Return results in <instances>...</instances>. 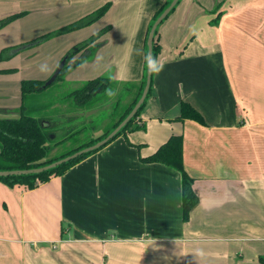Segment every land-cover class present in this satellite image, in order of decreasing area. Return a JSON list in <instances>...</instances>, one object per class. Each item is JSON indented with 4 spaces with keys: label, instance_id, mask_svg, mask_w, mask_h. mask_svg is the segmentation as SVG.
I'll use <instances>...</instances> for the list:
<instances>
[{
    "label": "crops",
    "instance_id": "0c3cea01",
    "mask_svg": "<svg viewBox=\"0 0 264 264\" xmlns=\"http://www.w3.org/2000/svg\"><path fill=\"white\" fill-rule=\"evenodd\" d=\"M165 1L0 0V20L25 13L0 29V52L24 45L0 61L15 69L0 73V117L20 115L23 79L47 80L106 26L58 85L98 76L139 84L148 26ZM107 2L91 25L28 45ZM158 37L162 70L140 128L34 189L0 181V264H264V0H181ZM182 100L206 123L176 119ZM173 134L184 137L198 196L188 220L181 173L141 160Z\"/></svg>",
    "mask_w": 264,
    "mask_h": 264
},
{
    "label": "trees",
    "instance_id": "16d2710c",
    "mask_svg": "<svg viewBox=\"0 0 264 264\" xmlns=\"http://www.w3.org/2000/svg\"><path fill=\"white\" fill-rule=\"evenodd\" d=\"M180 1L178 2V4L180 3ZM171 2L172 0H166L156 10L148 26L145 39L146 64L143 79L139 84H123L125 86L124 92L120 96H118L117 100L114 102L112 107V111L110 114V125L105 130V132H103L102 135H100L99 137L83 142L81 146L73 147L67 151H64L62 154H60V156L50 157L48 155L49 150L51 149L49 141L53 139L52 134L55 135L57 131L56 125L60 121V113L57 111L58 114H55L56 112L53 111L54 109L59 108L54 104V102L52 101L53 98L51 94L47 93V90L62 79V74L66 69L79 63L88 51H90L91 53L95 49H97L99 44L93 45V47L91 48L90 45H92V43L96 41L99 37L103 36L111 28V26H106L99 32L93 34L87 40L76 44L72 48V50L68 52L69 57L62 73L60 74L58 79L50 86L43 88V85L45 84L46 80L23 79L21 81L22 105L20 108V115L18 117H0V171L23 170L45 166L47 164L60 160L68 155H71L82 148L97 143L98 141L105 138L111 131H113L119 125V123L122 122L126 118V116L132 111V109L137 104L139 98L142 95L147 77L148 36L153 23L170 5ZM110 5L111 3L107 2L100 8L81 17L80 19L74 22H71L61 28L38 36L32 42H29L28 45H38L58 35L65 34L91 25L92 23L100 19L108 11ZM174 9L169 13V15L174 11ZM24 14V12H20L10 15L4 19H1L0 29L9 24L11 21L23 16ZM219 17L220 13L214 20H212V22H216ZM158 32L159 27L155 32V38L153 42V59L156 62L158 61V56L162 50V46L158 37ZM22 46L24 45L22 44L3 48L0 52V61L12 57L15 53L18 52V49ZM80 52L83 53L77 59L71 61L72 58ZM13 71H15V69H3L0 70V73ZM154 72L155 71L153 70L150 89L145 101L140 106L139 110L134 115V117L128 122V124L124 128H122L120 133L116 137L111 139L107 144L112 142L118 136L126 133V131L136 130L141 127V125L137 123V119L146 104L147 98L152 94ZM117 84L118 82L108 76H98L96 78L86 81L82 86L69 91L66 94L65 98L71 100L73 105L79 107V109L91 107L93 104L96 103L99 97L108 94L111 88ZM127 95H130L131 98L128 102H124L123 97ZM176 119H193L202 124L206 123L204 116L201 114V112L185 100H182L180 102V114ZM83 129L84 128H80L73 131L68 130L66 132H59V139L56 141V143L61 144L67 141L68 139L75 137L76 135L80 134ZM107 144L96 150L84 153L69 161L63 162L57 165L56 167H53L48 170L35 173L11 174L3 176L0 175V181L6 183L9 186H14L18 184L25 186L27 189H34L39 186L40 183L48 181L53 176L62 175L68 169L78 164L80 161H82L89 155L99 151ZM183 144L184 137L181 134H173L169 137L166 142L161 144L157 150H155L152 154L148 156L141 157V160L146 163H162L178 170L181 173L183 217L184 220H188L191 209L198 202V196L193 191L192 178L186 172L184 167Z\"/></svg>",
    "mask_w": 264,
    "mask_h": 264
},
{
    "label": "rangeland",
    "instance_id": "374dc122",
    "mask_svg": "<svg viewBox=\"0 0 264 264\" xmlns=\"http://www.w3.org/2000/svg\"><path fill=\"white\" fill-rule=\"evenodd\" d=\"M72 37L75 38L74 36ZM55 47L59 48V45L53 46V49H57ZM91 47H93V45H90V48ZM71 50L72 48L69 51ZM79 54L80 53H77L76 56ZM90 55L92 54H90L89 52L85 54L86 57ZM83 84H77L76 86H74L73 84H65L60 87L58 83H56L47 90V93L51 94L52 98L54 99L53 100L51 98L52 101L59 108L54 109L53 111L56 112L55 114H58L57 111L60 113V121L56 125L57 131L55 135L52 134L53 139L49 141L51 149L49 150L48 155L50 157L60 156V154H62L64 151H67L73 147L81 146L83 142H86L90 139H95L102 135V133L105 132V130L110 125V114L112 111L113 104L117 100L118 96H120L125 89V86L123 84L118 83L117 85L111 88L108 94L99 97L96 103L93 104L91 107L79 109V107L73 105L71 100L66 99L65 96L69 91L78 88ZM130 98L131 96L127 95L123 97V101L128 102ZM17 114L18 113H16V115ZM80 128H84L80 134L76 135L71 139H68L67 141L61 144L56 143V141L59 139V132H66L68 130L73 131Z\"/></svg>",
    "mask_w": 264,
    "mask_h": 264
},
{
    "label": "water",
    "instance_id": "95a60500",
    "mask_svg": "<svg viewBox=\"0 0 264 264\" xmlns=\"http://www.w3.org/2000/svg\"><path fill=\"white\" fill-rule=\"evenodd\" d=\"M179 1L180 0H172L170 5L163 11V13L153 23L152 28H151L150 33H149V36H148V59L149 58L153 59V42H154L155 32H156L157 28L159 27L161 22L169 15V13L177 6ZM68 57H69V54L67 53L63 57V59L60 61V63L58 64L57 68L54 70L52 75L46 80L45 84L43 85V88L50 86L51 84H53L58 79V77L60 76V74L62 73V71L64 69V66L68 60ZM152 73H153V69H151L149 66H147L146 84H145L144 90H143L142 95L139 98L137 104L134 106L132 111L126 116V118L122 122H120L119 125L113 131H111L105 138H103L102 140L98 141L97 143H95L93 145L82 148V149L78 150L77 152H75L71 155H68V156H66L60 160H57V161L50 163V164H47L45 166L38 167V168H32V169L0 171V175L3 176V175H11V174L35 173V172H41L44 170H48V169H51L53 167H56L57 165H59L63 162L69 161V160H71L75 157H78L79 155H82L84 153L96 150V149L104 146L105 144H107L111 139H113L114 137H116L120 133L122 128H124L128 124V122L134 117V115L139 110L140 106L145 101V99L148 95L149 89H150Z\"/></svg>",
    "mask_w": 264,
    "mask_h": 264
},
{
    "label": "clouds",
    "instance_id": "9594fccd",
    "mask_svg": "<svg viewBox=\"0 0 264 264\" xmlns=\"http://www.w3.org/2000/svg\"><path fill=\"white\" fill-rule=\"evenodd\" d=\"M147 63H148V66L156 72H159L160 70H162L160 67L157 66V62L154 59L149 58Z\"/></svg>",
    "mask_w": 264,
    "mask_h": 264
}]
</instances>
